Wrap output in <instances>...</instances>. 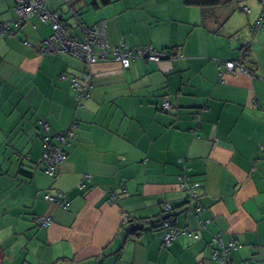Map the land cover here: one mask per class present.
<instances>
[{"label":"crops","instance_id":"obj_1","mask_svg":"<svg viewBox=\"0 0 264 264\" xmlns=\"http://www.w3.org/2000/svg\"><path fill=\"white\" fill-rule=\"evenodd\" d=\"M13 7L0 0V22L14 19ZM44 7L73 35L81 36L78 20H102L112 46L150 45L175 58L123 68L111 57L87 66L67 53H42L52 29L39 17L0 36V263L222 264L212 254L219 235L236 243L229 264H264V26L251 30L262 1L201 8L183 0H46ZM227 60L254 75L220 74L217 64ZM87 70L91 95L78 104L68 79ZM40 120L50 133L75 132L56 177L40 165ZM85 175L91 182L82 188ZM182 176L199 184L200 216L188 210ZM55 190L66 208L45 199ZM164 203L196 238L163 245L155 221ZM39 216L52 221L41 226Z\"/></svg>","mask_w":264,"mask_h":264},{"label":"built area","instance_id":"obj_2","mask_svg":"<svg viewBox=\"0 0 264 264\" xmlns=\"http://www.w3.org/2000/svg\"><path fill=\"white\" fill-rule=\"evenodd\" d=\"M15 17L11 21L0 22V36H13L19 30L20 26L32 17H39L44 22L49 23L52 33L43 41L40 46L42 53H67L77 59L82 60L85 65L89 66L99 60H105L111 57L115 62L119 63L123 68H128L131 62L135 59H142L144 61L158 62L162 59H173L175 54L169 51H158L150 45L141 48L129 50L124 45L112 46L108 39L105 30L104 21H98L92 26H85L77 21L81 29V36L73 35L62 21L61 15L57 12H52L44 7L46 0H13ZM264 4V0H261ZM247 10V8H244ZM72 15L76 16L74 12ZM264 26V8L252 26V32L255 33ZM25 44H28L25 41ZM219 73L224 72H243L250 76L254 73L251 69L244 66L239 61L227 60L218 62ZM61 78H66L62 75ZM70 88L73 91L74 99L81 104L82 101L88 99L91 95L93 73L89 70L85 71L80 78L70 77ZM171 107L169 100L164 97L160 108L163 111H168ZM40 125L43 128L44 134L42 136L43 151L40 157V165L44 172L56 177L59 173L58 167L66 158V153L63 149L68 139L75 136L72 128L56 133H50L48 124L40 120ZM91 182V177L85 175L80 181V186L86 188ZM180 187L187 191L189 199L188 210L195 213L197 216L201 215L203 207L200 205L199 184L190 182L187 177L182 176ZM45 198L51 203L66 208L68 201L64 198V194L56 190L53 194H47ZM118 195L115 191L108 192V201L110 203L116 202ZM172 206L169 203L162 205V212L164 215L172 212ZM42 226L46 227L51 223V217L41 216L37 218ZM129 217L125 215L123 222H127ZM161 228L163 231L162 243L168 247L171 243L181 235L197 234L191 232L185 227H178L172 216L161 221ZM214 244L212 247L213 258L222 264H229L230 251L236 247L234 241L223 244L220 236L215 235L212 239Z\"/></svg>","mask_w":264,"mask_h":264},{"label":"trees","instance_id":"obj_3","mask_svg":"<svg viewBox=\"0 0 264 264\" xmlns=\"http://www.w3.org/2000/svg\"><path fill=\"white\" fill-rule=\"evenodd\" d=\"M103 3H106V2H110L111 0H101ZM186 4L188 5H195V6H199L201 8H212V7H215V6H218L220 3H221V0H183ZM205 13V12H204ZM59 14V13H58ZM207 13H205L204 15H206ZM60 15V14H59ZM251 30H252V27H251ZM56 191V190H55ZM46 199V198H45ZM47 200V199H46ZM48 201V200H47ZM50 202V201H49ZM172 216L173 219H174V216H173V210L170 214H166L164 215L163 212H161V215L160 217L157 219V223H159V227L161 228V221L165 218H168ZM41 217V216H39ZM38 218V217H37ZM36 218L37 222L41 225V223L38 221V219ZM52 220V219H51ZM131 222L130 221V218L127 222L125 223H129ZM152 223H154V221H152ZM42 226V225H41ZM140 222L138 224L135 225V228L136 230L140 228ZM162 229V228H161ZM1 264V263H0Z\"/></svg>","mask_w":264,"mask_h":264}]
</instances>
